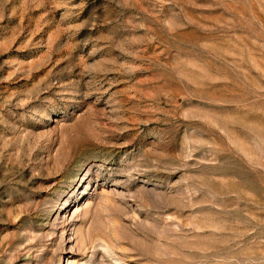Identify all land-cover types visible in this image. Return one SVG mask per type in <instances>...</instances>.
I'll use <instances>...</instances> for the list:
<instances>
[{
  "label": "rangeland",
  "instance_id": "374dc122",
  "mask_svg": "<svg viewBox=\"0 0 264 264\" xmlns=\"http://www.w3.org/2000/svg\"><path fill=\"white\" fill-rule=\"evenodd\" d=\"M0 264H264V0H0Z\"/></svg>",
  "mask_w": 264,
  "mask_h": 264
}]
</instances>
